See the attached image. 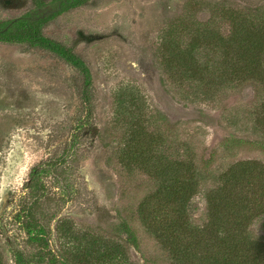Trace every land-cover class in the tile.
Listing matches in <instances>:
<instances>
[{
	"label": "rangeland",
	"instance_id": "rangeland-1",
	"mask_svg": "<svg viewBox=\"0 0 264 264\" xmlns=\"http://www.w3.org/2000/svg\"><path fill=\"white\" fill-rule=\"evenodd\" d=\"M34 7V0H0V21ZM234 15L255 33L253 40H264V0H91L49 21L43 32L72 47L92 71L91 119L78 69L45 49L0 41V228L5 230L0 231V257L5 264H17L3 233L14 209L10 201L23 192L33 166L50 158L68 156L52 210L99 236L115 238L111 221L133 216L138 202L160 183L150 177L156 163H120L119 148L134 120L154 137L162 160L180 166L188 157L203 172L190 215L207 240L215 236L207 198L215 194L216 177L239 162L264 170V147L254 144L264 141L259 109L264 91L248 81L226 82L219 91L201 93L197 83L186 80L183 59L214 57L202 46L207 39L198 40L200 49L193 51L191 44L203 35L195 30L194 19L213 17L206 36L223 38ZM178 18L184 21L173 23ZM254 25L259 27L252 30ZM248 55L261 57L259 52ZM203 76L210 80L205 71ZM239 139L249 143L240 145ZM259 184L245 183L243 199L253 208L258 204L249 212L256 218L250 230L264 243V191ZM138 229L141 249L129 248L133 261L176 264L159 241ZM53 244L60 246L57 240Z\"/></svg>",
	"mask_w": 264,
	"mask_h": 264
},
{
	"label": "trees",
	"instance_id": "trees-1",
	"mask_svg": "<svg viewBox=\"0 0 264 264\" xmlns=\"http://www.w3.org/2000/svg\"><path fill=\"white\" fill-rule=\"evenodd\" d=\"M90 1L34 0L35 7L32 10L0 21L1 42L28 44L33 48L45 49L81 72L84 77L81 97L88 119H91L94 112L92 71L72 47L47 36L43 27L59 15ZM49 10L54 11L47 13ZM180 20L184 21V18L174 19L173 23ZM193 21L195 30L203 33L191 44L193 51L199 50L201 41L207 39L202 46L209 49L214 57L207 60L194 57L183 59L186 80L197 83V90L204 94L219 91V87L226 82L252 81L264 91V40H253L255 33L245 28V20L238 15L231 16L230 31L223 38L217 34L206 36L212 28L213 17L204 22L198 19ZM258 27L254 25L252 30ZM172 29L168 34L169 38H172ZM220 52L225 54L217 55ZM251 52H259L261 57L252 58L248 55ZM204 71L210 76L209 81L203 76ZM261 105L259 109L264 115V99ZM162 117L163 122L170 123L167 116ZM131 125L128 140L119 148L120 163L125 167L134 164L146 167L150 163H156L155 170H150V177L160 183L138 202L132 211L133 216H119L118 223L111 221L116 229L115 238L99 236L94 231L79 226L72 218L59 216L52 210L59 197L58 190L54 188L64 174L62 170L68 165V156L50 158L33 166L23 192L10 201L14 209L8 213V229L3 233L15 262L137 264L129 257V248L140 251L138 227H142L168 250L170 258L176 264H262L264 243L253 236L250 230L256 218L249 212L257 210L258 204H254L255 208L251 207V203L243 199V193L245 183L254 185V181L259 180V187L264 191V170L253 166L248 169L246 163L239 162L216 177L215 194L207 198L208 217L215 236L207 240L190 215L191 204L199 191L203 172L188 157L181 159L180 166L178 162L167 158L162 160L158 156L154 137L147 136L148 132L142 128L143 123L134 120ZM261 131L264 134V128ZM238 141L240 145L249 143L244 139ZM254 144L259 148L264 147V141ZM2 230L5 231L0 228ZM56 240L60 246L54 248L53 242ZM194 250L200 252L194 254ZM0 264H5L2 257Z\"/></svg>",
	"mask_w": 264,
	"mask_h": 264
},
{
	"label": "water",
	"instance_id": "water-1",
	"mask_svg": "<svg viewBox=\"0 0 264 264\" xmlns=\"http://www.w3.org/2000/svg\"><path fill=\"white\" fill-rule=\"evenodd\" d=\"M52 11H54V10H49L47 13H51Z\"/></svg>",
	"mask_w": 264,
	"mask_h": 264
}]
</instances>
